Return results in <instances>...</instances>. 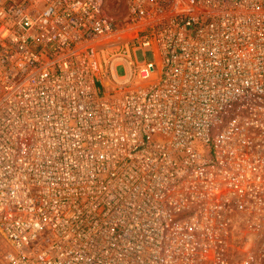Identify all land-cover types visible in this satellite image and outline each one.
<instances>
[{
    "label": "built area",
    "instance_id": "1",
    "mask_svg": "<svg viewBox=\"0 0 264 264\" xmlns=\"http://www.w3.org/2000/svg\"><path fill=\"white\" fill-rule=\"evenodd\" d=\"M0 264H264V0H0Z\"/></svg>",
    "mask_w": 264,
    "mask_h": 264
},
{
    "label": "rangeland",
    "instance_id": "2",
    "mask_svg": "<svg viewBox=\"0 0 264 264\" xmlns=\"http://www.w3.org/2000/svg\"><path fill=\"white\" fill-rule=\"evenodd\" d=\"M120 72H122V69H119ZM25 253L29 256V257H33L35 255V252L32 251L30 248L25 247Z\"/></svg>",
    "mask_w": 264,
    "mask_h": 264
}]
</instances>
